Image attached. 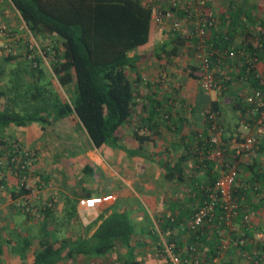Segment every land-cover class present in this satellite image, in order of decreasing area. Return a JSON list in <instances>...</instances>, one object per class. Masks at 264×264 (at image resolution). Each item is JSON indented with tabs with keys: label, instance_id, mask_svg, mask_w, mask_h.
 I'll return each instance as SVG.
<instances>
[{
	"label": "trees",
	"instance_id": "1",
	"mask_svg": "<svg viewBox=\"0 0 264 264\" xmlns=\"http://www.w3.org/2000/svg\"><path fill=\"white\" fill-rule=\"evenodd\" d=\"M5 1L15 8L32 36L50 39L49 46L42 47L45 55L50 58V69L48 71L42 65L37 55L26 56L22 61L17 59V57H24L22 53L10 54L3 58L2 63L4 64H10L15 59L17 64L9 70L7 68L6 89L1 88L0 90V95L4 97L9 92L11 96L8 98L13 103L11 107L7 104L4 108H0V128H5L10 124L14 126L32 122L40 124L45 149L54 158L69 157L72 152L74 154L84 153L91 148L99 149L108 146L111 149L120 150L128 157L141 156L149 160L150 156H148L145 143L152 139L151 135H163L160 129L162 125L168 131H179L184 126L183 121L190 120L194 108L184 103V94L180 86L172 84L169 87L172 88V95H167V89L161 92L159 97L155 96L156 90L150 95L147 94L146 99L152 103L147 113L148 118L143 122L147 124L148 132H141L145 124H138L142 121L139 123L135 121L132 130L133 139L138 144L137 148L127 147L122 142L121 128L129 124L131 119H135L133 115L137 113V100H145V96H142L137 87L142 83L149 88L153 85L160 89L162 84L166 86L169 78L162 73V70L167 66L166 63L171 62L180 54V49L186 45V42L191 41H187L180 31H173L172 36L163 40L153 52L159 62L157 82L136 78L134 82L137 87L134 86L131 73L133 70L136 72V65L142 62V58L146 55L137 53L130 55V53L149 41L150 25L154 13L150 0ZM176 10H178L177 14L185 13L178 6ZM240 12L241 10L237 9L223 12L222 9L216 14L218 20L213 18V25L206 27L207 31L203 39L204 43L210 45L208 53L210 48L219 49L221 53L231 48L236 51L244 48L242 50L246 51L248 59L244 58L245 56L216 58L209 54L210 65L214 68L216 63L222 66L228 61L230 63L237 61L242 64L241 73L246 75L252 87H261L250 65L253 64L251 59L254 57L264 61V31L258 29L254 36H258L259 39L254 40L253 44L245 45L243 41L246 39L236 44L233 38L236 27L241 24ZM248 32L245 25L239 30V33L245 36H249ZM190 39L196 44L200 41L197 36ZM189 48L191 47L187 49ZM26 51L28 54L32 52L29 46L26 47ZM193 51L194 49L189 50L190 53ZM198 65L188 63L184 65L183 70L190 78L200 80L202 70ZM4 71L3 65H0V76ZM26 74L30 79L23 82L22 76ZM51 76L56 78L58 86L62 87L68 95L61 94L59 87H55L51 82ZM217 76H221V73ZM228 82L229 80L224 82L226 88L220 92L226 91ZM246 96V93L239 95L237 103L234 102L235 104L230 106L232 110L230 114L235 110L240 114H235L237 121L235 117H232V125L225 121L221 111L222 106L218 100L202 103L200 105L201 125L192 128V132L188 133L190 137H184V154L192 158L195 169L205 174L192 186L196 200L195 207L186 208L184 212L187 215L170 213L166 216L155 217V223L163 233L170 234L173 230L170 237L173 245H169L171 253L177 256L178 263L180 261L181 264H214V260L218 259L220 254L225 253L221 264H238L244 255L246 258H252L251 260L261 258L253 252L264 249V234L261 237L257 236V233H262L263 228L255 225L253 222L255 215L251 212L254 213L257 207L254 202L257 200L256 195L263 191H259L260 187H264V168L256 158L258 152L264 151V137H261L264 135V122L256 124L252 120L255 118L248 115ZM19 106L20 108L17 109ZM175 106L177 108L172 111ZM145 107L147 106L143 104V108ZM208 110L215 112L217 123L224 127L221 142L222 145L227 146V150L229 149V155L234 152L232 150L234 140L238 142L243 137L252 135L254 133L252 128L258 129L261 136L257 132L254 133L259 140L258 148L250 157L242 158L240 162L239 178L232 192L239 205L232 216V225H226L221 219L222 207L217 201L212 212L204 218L202 224L192 228L190 226L192 216L198 206L208 199V190L214 186L220 175L215 168V161L207 157L206 151L209 146L204 144L213 133L211 122L207 117ZM174 116L180 117L177 120ZM241 117L246 118L250 132L243 134L240 130L233 128V125L239 123ZM78 131L85 137L84 145L79 140ZM235 134L236 137H234ZM5 137L3 133L0 135V167L3 165L12 169L18 168L22 162L27 161V167L30 168L32 164L38 162L39 156L36 150L16 145L15 141L11 142ZM202 155L205 159L200 161ZM184 160L185 155L171 164L167 161H160L156 164L165 170V176L168 178L175 177L181 180ZM80 161V171L98 180L99 174L95 165L90 164L85 156ZM13 171H17L15 176L18 184L21 183L18 190L12 189L9 192L10 198L14 200L28 195L32 188L28 186L26 179H22V175L29 177V171L22 173L20 169H17L12 170L11 173H14ZM248 176L252 179L254 177L259 179V183L248 179ZM5 177L6 174L0 176V188L8 187ZM243 177L249 181L241 187L238 181H241ZM73 181H76V178ZM39 182L37 181V185ZM84 195L89 196L90 192L85 190ZM91 210L93 212L89 213L88 222H83L78 215L76 216L73 205L63 220L66 221L72 218L71 215H75L76 218H74L79 223V233L74 238L59 239L48 225V220L53 218V208L45 203L40 211L48 220L41 222V235L38 236L39 248L34 252L31 261L21 259L17 264H65L67 260H72L77 256L96 259L108 255L113 250L121 249H125L126 255L119 254L117 264H142L141 260L134 255L133 245L135 242L140 243V239L136 237V225L129 210L119 209L117 202L104 208L94 206ZM21 211L22 215L26 213L24 210ZM246 215H248L247 220L244 219ZM174 228L179 232L181 230L183 234L186 233L185 238H179L176 241ZM227 229L231 239L226 249L223 247V241L228 240ZM30 238L29 236L17 238V244L10 246L9 241L12 238L6 240L0 235V264H6L2 260L5 254L2 242L15 251L24 252L30 246Z\"/></svg>",
	"mask_w": 264,
	"mask_h": 264
},
{
	"label": "rangeland",
	"instance_id": "2",
	"mask_svg": "<svg viewBox=\"0 0 264 264\" xmlns=\"http://www.w3.org/2000/svg\"><path fill=\"white\" fill-rule=\"evenodd\" d=\"M149 1V0H148ZM212 0H150V2L153 5L154 13H153V24H155V31L154 33L160 32L162 30V35H164L165 39L170 38L172 36V32H181L182 30H189L194 27L196 24L197 19L199 18L198 14L201 12V16L206 18L208 16L209 19L216 18L217 12H219V9L215 8V4L211 3ZM180 7L185 13H178V10L176 8ZM172 7V8H171ZM0 29L3 27V30L5 29V32H2L0 34V65H3L4 72L3 75L0 76V90L1 88L6 89V82L8 80V70L10 67L14 66L16 63V59L12 60V62L9 64L2 63V60L7 55H17L21 54L24 57H21L24 59L26 56L33 57L38 56L41 60L42 65L49 71L50 69V58L49 56L45 55L42 47L43 46H49L48 42L50 43V39H42L41 37H34L32 36L28 31L26 26L24 25L23 21L21 20L20 15L17 13L15 8L9 3L8 1H1L0 4ZM193 12V13H192ZM170 13V14H169ZM207 18V19H208ZM206 19V20H207ZM218 20V19H217ZM216 20V22H217ZM205 21V20H204ZM203 22V20H201ZM177 24V25H176ZM158 27V28H156ZM192 27V28H191ZM256 27H258L256 25ZM161 29V30H160ZM260 29L257 28V30ZM255 32V31H254ZM242 37L239 36L237 39L240 42V39ZM156 38H152V44L154 48L150 50L149 54L150 56L153 54L152 58L153 61L151 62L154 64V68L156 71L159 70L158 67V60L154 56V51L158 45L161 44V41H155ZM189 42H186V45L180 49V54L172 59L171 62L166 63V67L164 70H162L166 77H170L167 82V86L169 84V87L172 86V84H175L176 86H180V90L184 94V99L186 104H188L191 100L195 99V95H197L196 92H199L200 94L204 92V96H208L209 92L203 91L199 80L190 78L185 71L183 70V67L185 64H199V56H198V49L197 45L194 42H192V39ZM163 41V40H162ZM157 42V43H156ZM236 44H239L235 41ZM206 44V43H205ZM31 48V53H27L26 47ZM188 47H191L187 49ZM196 47V48H195ZM193 53H190L189 50H193ZM200 49H203L204 51H207V47H200ZM149 56V57H150ZM18 58V57H17ZM27 60V59H26ZM150 62L146 63V69L144 67L142 72H148L147 70L150 69V66H153ZM151 64V65H149ZM5 66V67H4ZM145 66V64H144ZM153 68V69H154ZM159 74V73H158ZM157 74V75H158ZM50 78L51 82L54 84L55 87L58 86V81L56 78L51 76ZM173 78V79H172ZM30 78L28 75L22 76V81L27 82ZM165 84H162V86ZM59 87V86H58ZM61 91V94L68 95L63 91L62 87L58 88ZM201 90V91H200ZM10 93L7 92L6 96L0 95V108H4L5 105H9L10 107L13 106V103L9 100L8 97H10ZM208 101V97L205 99ZM185 107V105H184ZM183 107V109H184ZM197 107V109H196ZM20 108L17 107V109ZM195 109L196 111H200V105L197 101H195ZM20 110V109H19ZM136 118V117H135ZM231 119H233L231 117ZM137 123L140 122L139 119H135ZM144 123H140L138 125H141ZM13 126V128H12ZM10 127V128H9ZM19 127V128H17ZM15 126L10 124L9 126L5 128H0V135L3 133L6 135L7 139H10L11 142L15 141L14 143L19 146H23L26 148H33L36 150V152L41 154V149L44 147V143L41 137V134L39 135V127L34 125L33 123H27L22 126ZM130 126L128 124L124 125L122 129V135H124V141L128 142V132H129ZM10 129V134L8 130ZM168 135H171V132L166 130ZM19 133L20 137L15 138V134ZM141 132H148L146 126L143 127ZM176 132L175 130H172V133ZM79 140H81L82 145H84L85 137L78 131ZM33 142L34 144H32ZM127 145H131L127 143ZM145 146L147 148V145L145 143ZM93 149V148H91ZM87 151V150H86ZM112 149L110 148V151L107 153V155H102L105 159L104 165H105V171L104 176L102 174L101 179L95 180L80 171V167L77 163L76 158L75 159H67L65 161H61L60 159L57 160L53 157L52 159L45 157L44 155V166L42 169H48V172L50 173V177L47 176L44 180L40 178V174L42 173L41 169H38V164H32L29 168V177L26 178V182L29 187L32 188V191L28 195L21 196L19 199H11V205L10 209L8 208V214L9 216L10 212L12 215L21 214V210H24L26 213L24 214V218L26 216L29 217V223H24L25 225L22 226V229L27 233L26 236L31 237L30 238V246L27 250L24 252H21L19 250H14L11 247H7L8 244L3 243V249L4 251L9 254V256H5V260L10 262L13 259V262H16L17 259H25L26 261L30 258V255L33 252L37 251L39 248L38 246V236L41 235V222L43 220H48L41 214L42 208L44 207V204L52 206L53 211L52 215L53 218L48 220V225L54 232L55 236L57 238H65V237H74L77 235L78 228L77 224L75 223V218L78 214L87 215L89 213H92L93 210H91L92 207L96 206L99 208H104L106 206L112 205L113 203L117 202L119 209H129L128 207V201H130L131 204H135L142 207V201L145 202V192L146 190L139 191L136 187L142 183V186L147 189L146 183H145V171H146V164L143 163L142 167L140 168L139 175L142 174L143 178L140 181H137V185L133 183L134 181L129 180V176L131 173V170L133 171V168L130 167V164L132 162H129V164H125L124 161H121L119 159L113 158ZM82 153V152H78ZM77 153V154H78ZM105 156V157H104ZM70 158V157H69ZM55 159V160H54ZM110 160V162H108ZM121 161V163H119ZM39 162V160H38ZM65 162V163H63ZM113 162V163H112ZM63 163V164H62ZM3 162L1 163V165ZM148 170H149V178L152 180L153 184L149 183V185L154 186L153 191L160 192L162 190V178L164 177L163 174H161V168L154 163V162H148ZM37 165V166H36ZM69 165V166H68ZM56 168H55V167ZM54 168V169H52ZM0 176L2 174L11 173L12 170H15L14 168L3 166L0 167ZM66 170V171H65ZM41 171V172H40ZM160 171V173H159ZM14 175L17 173L15 171ZM114 172L116 173V177L120 178V184H116L115 180L113 178ZM44 173V172H43ZM69 173H72L73 175H70ZM132 174V173H131ZM75 176V177H74ZM132 176V175H131ZM110 177V178H109ZM76 178V181H73V179ZM156 178V179H155ZM155 180V181H154ZM37 181H40L37 185ZM164 185V182H163ZM21 186V183L16 184L14 189L19 188ZM115 187H120V191L116 193L117 189ZM88 190L90 192L89 196L84 195V189ZM114 188V189H113ZM11 190V188H10ZM10 190H4L0 191V199L3 198L4 202H7L9 199V191ZM18 190V189H17ZM78 195H74V194ZM144 193V194H140ZM161 193V192H160ZM166 193H164L165 195ZM61 201L54 200L55 196H59ZM147 195V194H146ZM188 195L191 196V193L189 192ZM260 195V194H259ZM258 195V196H259ZM157 196V194H156ZM167 196L170 198L176 197L175 194H169L167 193ZM138 198V201L134 198ZM133 199V200H132ZM176 199V198H174ZM173 199V200H174ZM74 205V210L76 216H72V218H69L68 220L64 221L63 218H65L68 215L69 209ZM195 206H193L194 208ZM73 210V209H72ZM157 215V214H156ZM156 215L152 213L150 215V212L145 215H143V218L146 219L149 218L151 221V218L153 220L155 219ZM93 216V215H92ZM21 217V218H23ZM75 217V218H74ZM53 219V220H52ZM35 221V223H34ZM68 221V223H66ZM15 222V221H13ZM38 222V223H36ZM60 222V223H58ZM58 223V224H57ZM57 224V225H56ZM150 224V223H149ZM7 225H11V221L7 222ZM17 225V224H16ZM152 227H154V224H151ZM155 229L159 230L158 234L159 242L158 245L161 246V248L158 249V252L152 254L151 250L146 249V243L142 241L141 245L138 247V242H136L135 245H133L134 248V255L138 260H141L142 264H181L180 261L173 262L170 260V252L166 250L165 245L171 244L173 245V242L170 241L171 234L163 233L162 230L159 228V226L155 223ZM169 231V230H168ZM171 233V232H170ZM227 234V243H226V249L228 247V242L230 243L231 235H229V230L226 231ZM263 235V234H261ZM17 238H20V235L13 236L12 240L9 241L10 246H14V244H17ZM5 239V238H4ZM10 240V239H6ZM225 252V251H224ZM223 252V253H224ZM13 253V257H10V254ZM125 249H121L119 251L113 250L108 255H104L103 257H99L96 259H87L82 256H77L72 260H67L65 264H100V263H107V264H117V256L120 254L122 256H125ZM222 253V254H223ZM226 255L220 254V257L218 259L214 260V264H221L222 257ZM4 257V255H3ZM241 262L246 263L248 260L251 259L246 258V256H242L240 259ZM253 261V260H252ZM258 264V263H257Z\"/></svg>",
	"mask_w": 264,
	"mask_h": 264
},
{
	"label": "crops",
	"instance_id": "3",
	"mask_svg": "<svg viewBox=\"0 0 264 264\" xmlns=\"http://www.w3.org/2000/svg\"><path fill=\"white\" fill-rule=\"evenodd\" d=\"M1 1H5V0H0V4ZM6 2V1H5ZM212 4H215V8L219 9L220 13L223 9V12H227L229 10H241V24L239 26H237L236 28V32L234 33V38L233 41L238 42L237 40L239 38V36H241L242 38L240 39V42L243 41V43L245 45L247 44H253L254 40L258 41V36H254V34L257 33V27H260V30L264 31V0H212L211 1ZM2 12V11H0ZM193 13V12H192ZM20 17V16H19ZM249 17V18H248ZM248 18V19H246ZM22 20V19H21ZM153 20V18H152ZM25 25V24H24ZM243 25L247 26L248 34L249 36H245L243 33L240 34L239 30H241V27ZM155 24L152 23L151 21V25H150V37H149V41L146 45L140 46L139 48H137L136 50L132 51L130 53V55H133V53H137V54H144L146 55L145 58H142V62H139L136 65V72L133 70L132 74V80H133V84L134 86L137 87L136 82H134V80L136 78L138 79H145V80H150V81H155L157 82V74L158 71L155 70V66L154 64H152L151 62L153 61V54L150 56V50H152V48H154L153 44H152V38L155 37L156 40L155 41H161L165 39L164 35H162V30L160 32L154 33L155 31ZM158 28V27H156ZM259 30V31H260ZM255 31V32H254ZM247 32V31H246ZM246 37V38H245ZM156 42V43H157ZM253 42V43H252ZM154 51V50H153ZM150 56V57H149ZM19 59V61H22V58H17ZM150 62L153 66L151 67V70L148 69L147 73L146 72H142L144 67L146 69V63ZM145 64V66H144ZM149 64V65H151ZM228 64L229 68H228ZM194 66H197L194 65ZM154 68V69H153ZM258 68L259 71L262 72L264 71V61L260 60V62L258 63ZM242 69V64H240L239 62L235 61L230 63L228 61V63L225 64H218L216 63L214 65L213 70H215L218 73H223L225 72V74L227 76H230L231 78V82L227 85V89L224 92H220V93H213V92H209L208 96H204V92H202L201 94L199 92H196L197 95H195V99L191 100L188 104L189 106H192L191 108L193 109L192 114L190 115V120L187 121H183L184 126L182 128H180L181 130L176 131L174 133L171 132V135L167 134L168 129H165V126L162 125V127L160 128L162 131L163 135H151L152 139H149L146 141V145H147V153L148 156H150L149 160H145L143 157L141 156H133V157H128L125 153L121 152L120 150H114L112 149V153H113V158L115 159H119L121 161H124L125 164H129V162H132V164H130V167L133 168V171L131 170L130 176H129V180L130 181H134L133 183L135 184V186L137 185V181L142 180L143 176L142 174H138L140 171V168L142 167V164L146 162V164L144 166H146V171H145V175L147 177H145V183H146V187L142 186V183L140 185H138L136 188L139 191L146 190L147 192H145L146 194L145 196V202L142 201V207L135 205V204H131L129 200L128 201V207L130 214L133 217V220L135 222L136 225V237L138 239H140V243H138V247L141 245V242H147L146 249H150L151 253L154 254L156 252H158V249L161 248V246L158 245V240L160 235L158 234L159 230L155 229V222L156 219L153 220V218H151V221L148 219H146V222L144 221L145 218H143V215H145V213H149L150 215L152 213H154V215H156L157 217L162 216V215H168L170 213H175V214H185L184 210H186V208H190L195 206V197H194V192H193V184L194 182H196V180L202 178L203 172L199 169H195L194 168V161L192 160L191 157L187 156L186 154H184V150H185V141H184V137H190L191 135L188 134L190 132H192V128L198 125H201V121H202V116L200 111H196L195 109V101L198 102L199 105H201L202 103L206 102V97H208L209 100H218L220 102V105L222 106L221 111H222V115L225 118V121L227 122V124H231V117H235V120L237 121L236 115L238 114V111L235 110L234 113L230 114V112L232 111L230 106L231 104H235L238 101V96L242 95L243 93H250L251 90L253 89V85L252 83L246 78L245 74L241 73ZM170 78V77H169ZM173 79V78H172ZM200 81V80H199ZM159 85V84H158ZM155 85L151 86L149 88V86L144 85L143 83L139 85V87H137L138 91L142 94V96H145V100H141L138 99L137 100V104H136V114H134L133 116L136 117L137 119H139L140 121H142V123L144 122V119H147V113L148 110H150L151 108V104L149 103L148 99H146L147 94L150 95L151 92H154L155 90L157 91V93L155 94V96L159 97L161 96V92H165V90L167 89V95L171 94L172 95V88H169V84L168 86H162V88H157L154 87ZM201 91V90H200ZM182 92V91H181ZM208 100V101H209ZM235 102V103H234ZM143 104H145V108H143ZM177 108V106H175L172 111H174ZM230 114V117H229ZM240 115V114H238ZM155 116V115H154ZM133 117V118H134ZM177 117L176 119L178 120L180 116H174ZM227 117V119H226ZM135 118V119H136ZM135 119H131L130 123L128 124L130 126L129 128V132H128V142L124 141V135L122 136V142L125 144V146L130 147V148H137L138 144L137 142L133 139V135H132V130H133V125L135 122ZM156 119V116H155ZM34 125L39 127V135L41 134V126L38 123L32 122ZM145 124V123H144ZM146 128H147V124H145ZM15 127V126H14ZM17 127V126H16ZM10 128V127H9ZM13 128V126H12ZM19 128V127H17ZM233 128H236L238 130H240L243 134L247 133L248 131L250 132V128L247 126V120L244 117H241V119H239V123L236 125H233ZM148 130V128H147ZM252 132L257 130V133L261 136V134L258 132V129H254L252 128ZM9 133L6 134H10V129L8 130ZM263 133V132H262ZM121 135H122V129H121ZM6 136V135H4ZM7 137V136H6ZM20 137L19 133L17 132L15 134V138ZM261 137H264L261 136ZM10 140V139H9ZM183 141V142H182ZM32 144H34L33 142H31ZM127 143L131 144V145H127ZM45 147V146H44ZM110 151V148L108 146H104L102 148H94V149H88L86 152L84 153H78V154H74V152H72V154L69 157H61V158H55L54 160L57 163V160L60 159L61 161H65L67 159H75L77 160V163L79 165V167L81 168V161L80 159L85 156L87 158V161L90 164L95 165L96 167V171L99 174V179H101L102 174L104 176H106L104 174L105 171V165H104V161L105 159L103 158L102 155H107V153ZM41 154H39V162H37L38 164V169H41L42 173L39 175L40 178L42 180H44L45 178L50 177V173L48 172V169H42V167L44 166V156L48 157L52 159L53 155L49 154V152L46 151L45 148L42 147L41 149ZM44 155V156H43ZM185 155V160L183 161L182 164V179H176L175 177H170L168 178L167 176H165L166 172L163 168H161V174L164 175V177L162 178L163 182H162V190L160 192L157 191H153L154 188V184L152 182V180L148 177L149 176V170H148V162H154V163H158L160 161L164 162L167 161L168 163H173L175 161H177L179 158H181V156ZM104 156V157H105ZM256 158L259 160L260 165L264 168V151L258 152L256 154ZM121 161L119 163H121ZM58 162L57 164L59 165ZM108 162H110V160H108ZM65 163V162H63ZM62 163V164H63ZM113 163V162H112ZM61 164V163H60ZM37 166V165H36ZM59 165V169H60ZM69 166V165H68ZM55 167V166H54ZM56 168V167H55ZM54 169V168H52ZM40 171V172H41ZM66 171V170H65ZM44 172V173H43ZM160 173V171H159ZM70 175H73L72 173H69ZM116 173L114 172V174L112 175L115 180L116 184H120V178L115 176ZM132 175V176H131ZM103 177V176H102ZM110 178V177H109ZM156 179V178H155ZM248 179L255 181H259V179H256L255 177L252 179V177L248 176ZM155 181V180H154ZM249 181V180H248ZM246 180L245 177H243V179L239 182V185H241V187L245 186V183L248 182ZM5 182L8 184V187H1L0 191H4V190H11L14 189V187L16 186L18 179L16 178V176L14 175V173H7V176L5 177ZM255 182V183H257ZM261 183H263L262 181H260ZM39 182V186H40ZM149 183L153 184L149 185ZM259 183V182H258ZM114 189V188H113ZM115 189H117L116 193H118L120 191V187H115ZM10 190V191H11ZM15 190V189H14ZM86 188L84 189L85 193ZM263 190V191H261ZM9 191V192H10ZM260 193H258L257 196V200H255L254 202L256 203L255 205L257 206L256 209H254V213L251 212V214L255 215L253 216V222L255 223V225L257 227L260 228V226L263 228L262 233H257L258 237H261V234H264V187H260ZM191 193V196L188 195V193ZM263 192V193H262ZM164 193H166L164 195ZM167 193L169 194H175L176 193V197L170 198L169 196H167ZM140 194H144V193H140ZM157 194V196H156ZM260 194V195H259ZM259 195V196H258ZM56 198L58 199V201H61L60 199V195L59 196H55L54 200H56ZM176 198V199H174ZM138 201V198H134ZM174 199V200H173ZM133 200V199H132ZM11 198L9 197L7 202H4V199L1 198L0 199V235L3 236L5 239H11L13 236H18L20 235V238H24L26 237L27 233H25V231L22 229V226L25 225L24 223H29L28 221L30 220L29 218H24L22 216V214H16V215H12L11 212L8 215H6V213L8 212V208L10 209L11 205ZM180 210V211H179ZM182 210V211H181ZM8 214V213H7ZM90 215H83V214H78V217L81 221H85L88 222V217ZM23 217V218H21ZM91 217H93L91 215ZM11 221V225H7V222ZM15 221V222H13ZM35 223V221H34ZM38 223V222H36ZM75 223L77 224V228H78V232L79 233V223L78 220L75 219ZM150 223V224H149ZM154 224V227H152L151 224ZM17 224V225H16ZM175 229V228H174ZM168 231V229H167ZM173 232V230H172ZM171 232V233H172ZM170 233V234H171ZM174 238L176 241L179 240V238H185V234H183V232L180 230L177 231L176 229L174 230ZM159 236V237H158ZM76 237V236H74ZM73 237V238H74ZM136 244V242L134 243V245ZM7 252V251H6ZM5 252L4 257H2L3 259V263H9V264H17L20 260L17 259L16 262L12 261L8 262L5 260V256H9V254H7ZM254 255H259L261 256V258H258L256 260H248V262L246 261L247 264H264V249H258L255 252H253ZM34 256V252L32 250V254L30 255V258L27 260V262L31 261L32 258ZM263 256V257H262ZM10 257H13V253L10 254ZM250 258V257H249ZM252 259V258H250ZM103 264V263H102ZM238 264H245L243 262H241V260L238 261Z\"/></svg>",
	"mask_w": 264,
	"mask_h": 264
},
{
	"label": "built area",
	"instance_id": "4",
	"mask_svg": "<svg viewBox=\"0 0 264 264\" xmlns=\"http://www.w3.org/2000/svg\"><path fill=\"white\" fill-rule=\"evenodd\" d=\"M170 14V13H169ZM199 18L196 21L193 29L182 30V36L190 39L194 36L200 38L198 42V56H199V67L202 70V77L200 79V86L203 91L220 93L221 90H224L226 86L224 82H231L230 76H227L225 72L221 73V76H217V72L211 68L210 65V56H216V58H220L221 56H228L231 58H241L240 56L248 59V54L245 50H224L223 53L219 51V49L210 48V52L208 53V49L210 45L204 43L203 35L206 33V27L208 25H213L214 19H207L201 16V12L198 14ZM207 19V20H206ZM203 20V22H201ZM205 20V21H204ZM177 25V24H176ZM4 32L3 27L0 29V34ZM200 47H207V51L200 49ZM250 59V58H249ZM252 63L250 68L254 69L255 76L259 79L261 87L253 88L250 93L246 96V104H248V115L255 118L252 119L256 124H260L264 122V72H260L258 68V60L256 57L252 58ZM227 83V84H228ZM209 122L212 125V134L209 139L205 141V145L209 146L206 154L207 157L211 158V160L215 161V168L219 171V177L215 182L214 186L208 190V199L204 201L201 206H198L196 212L192 216L190 220V226L195 228L196 226L202 224L204 218L209 215L213 208L215 202H219L222 207V215L221 219L225 222L226 225L231 226V219L238 207V202L235 201L233 197V187L236 184L239 173H240V162L241 159H246L254 153V150L258 148L259 140L256 137V131L252 133V135H247L243 137L242 140L235 142L232 147L234 151L231 155H229L230 151L227 150V146L222 145L221 136L224 131V127L217 123V118L215 112L207 111ZM256 116V117H254ZM236 137V134L234 135ZM205 159V156L202 155L200 157V161ZM27 161L22 162L20 166L14 167L15 170L20 169L22 173L28 172L29 167H27ZM17 172V171H16ZM26 175H22V179H26ZM244 219H248V215L244 216ZM227 240L223 241V247L226 248ZM166 250L171 253V246L169 244L165 245ZM170 259L173 262H177L178 258L174 254H170Z\"/></svg>",
	"mask_w": 264,
	"mask_h": 264
}]
</instances>
